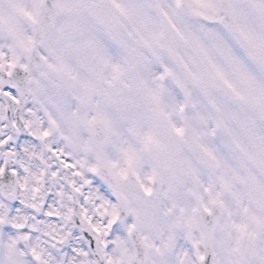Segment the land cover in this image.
<instances>
[{
	"label": "snow or ice",
	"instance_id": "snow-or-ice-1",
	"mask_svg": "<svg viewBox=\"0 0 264 264\" xmlns=\"http://www.w3.org/2000/svg\"><path fill=\"white\" fill-rule=\"evenodd\" d=\"M0 264H264V0H0Z\"/></svg>",
	"mask_w": 264,
	"mask_h": 264
}]
</instances>
